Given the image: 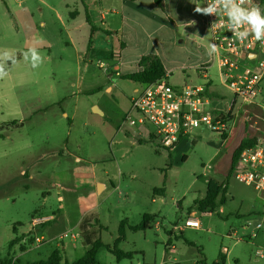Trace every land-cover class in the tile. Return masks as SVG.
<instances>
[{
    "label": "rangeland",
    "instance_id": "rangeland-1",
    "mask_svg": "<svg viewBox=\"0 0 264 264\" xmlns=\"http://www.w3.org/2000/svg\"><path fill=\"white\" fill-rule=\"evenodd\" d=\"M88 1L86 9L96 21L107 15L112 36L105 39L107 32L102 31L101 37L95 38L98 47L92 54L87 53V16L75 2L66 8L62 0H0V50H15L20 61L0 80V260L8 261L28 249V255L14 259L25 263L47 258L60 240L68 247L58 249L63 262L83 257L87 246L80 226L68 231V238L62 237L66 232L57 241L45 236L40 244L34 229H28L31 216L40 208L50 214L51 209L66 205L74 221L83 208L82 200H87L89 207L96 206L86 214L92 220L88 228L97 229L98 218L103 226L100 238L111 246L122 220L134 226L146 214L155 218L147 230L127 229L120 248L136 252L132 259L119 262L101 248L97 253L100 264H264V200L229 176L233 152L242 140L264 135L263 106L242 107V117L230 118L223 136L197 129L174 150L158 148L146 132L139 135L137 127L125 122L127 115H135L130 103L134 89L142 87L124 77L138 69L134 54L146 49L148 55L158 48L164 67L174 70L168 79L171 84L184 83L187 73L197 82L192 69L209 61L206 46L210 39L200 23L202 14L195 19L198 26L185 27L184 23L190 22L191 3L171 0L175 25L168 24L154 34L151 22L144 26L127 22L120 0L109 4ZM77 9L80 15L72 20L70 12ZM142 27L146 32L140 38L143 49L135 48L140 39L131 38V47L121 58L109 55L113 47L121 53L116 49L117 37L131 30L142 33ZM178 31H189V38L180 42ZM30 47H36L44 57L38 69L23 61L22 53ZM116 64L119 71L114 70ZM209 79L220 84L216 66L210 69ZM262 90L264 103V81ZM222 91L225 98L220 103L225 108L232 94L224 87ZM95 105L104 114L93 111ZM94 180L106 181L107 191L102 193L101 182L93 187ZM210 182L227 184L229 195L214 212H201L198 202ZM46 194L47 202L42 205ZM77 195L81 196L80 207ZM191 211L201 219L200 227L186 225L187 220L195 219L189 218ZM259 223L261 228H257ZM14 227L26 239L19 251L10 247L16 235Z\"/></svg>",
    "mask_w": 264,
    "mask_h": 264
},
{
    "label": "built area",
    "instance_id": "built-area-1",
    "mask_svg": "<svg viewBox=\"0 0 264 264\" xmlns=\"http://www.w3.org/2000/svg\"><path fill=\"white\" fill-rule=\"evenodd\" d=\"M198 2L203 7L207 6V0ZM253 4L264 9V0H246L245 6ZM225 22L223 14L218 17L202 15L200 23L209 34L210 41L218 45V52L209 57L207 63L197 66L195 72L209 80L210 69L217 67L221 84L232 94L227 107L212 108L211 103L216 100L205 85L171 84L168 79L172 72L155 82L141 83L142 87L134 90L130 103L135 115H127L125 122L137 127L139 135L146 132L150 140L157 142L158 148L172 150L183 140L189 139L197 129L206 128L223 136L228 128V119L236 107L260 105L264 81V45L254 37L243 42L232 38L233 33L224 26ZM213 23L216 24L211 28ZM193 25L198 26L199 21L195 20ZM232 176L254 189L264 200V135L241 152ZM189 221L197 227L201 225L200 218L187 220V226ZM41 222L39 219L33 220L34 226ZM261 226L259 223L257 228ZM62 237L68 238L69 232ZM43 239L36 237L38 244Z\"/></svg>",
    "mask_w": 264,
    "mask_h": 264
},
{
    "label": "crops",
    "instance_id": "crops-1",
    "mask_svg": "<svg viewBox=\"0 0 264 264\" xmlns=\"http://www.w3.org/2000/svg\"><path fill=\"white\" fill-rule=\"evenodd\" d=\"M71 1L75 2V4H77L79 7L83 8L85 13H86V24H88V26L90 27V34H91V26H94L95 28V32L93 34V37H92V42H91V46L89 47V42H88V45H87V53L89 54H92L94 52V50L96 49V47H98L96 44H95V38L98 36L101 37V33L102 31L104 32H107L105 34L106 38H111V32H110V27H111V24H109L108 22V19H107V15L106 14H103L100 16V18L98 19V21H96L89 13L88 9H86V6H88V0H62L63 4L65 5L66 8L70 7L71 6ZM99 2H103V4H109L111 3V0H98ZM189 3H191L192 7H191V12L188 14L187 18H189V21L190 22H185L184 23V26L185 27H192L194 26L193 24L194 23H191V22H194L195 19L197 18V16L199 15L198 13L195 12V9L193 8H196V5L199 4L197 2V0H187ZM194 1V2H193ZM193 3V4H192ZM120 5H122L121 7V12L122 13H127V15L125 14L124 15V19L126 17L127 19V22H131L132 24H135L137 22H140L139 24H144L145 22H151L154 26H155V31H154V34H159L161 30H164V27L166 28V25H171V23H173V25H175V15L172 11V2L171 0H120ZM112 12H119L118 9H113L111 10ZM80 9H77L75 10L74 12H70V18L73 20L75 19L77 16L80 15ZM170 20H173V21H170ZM144 26V25H143ZM143 29V32L141 33V30H140V33L139 31L137 30H131V31H127V34L128 35H125L123 34L121 36V38L119 37H115L116 38V49H120V52L121 53H118L114 50V47L110 49L109 51V55H112L114 58H121V54L124 53L125 51H127L131 46H129V43H128V40L131 39V38H136V39H140L142 35L146 34L145 32V27H142ZM68 31L70 32V30L68 29ZM120 32V27L117 29V31H115V35L117 36V34ZM173 31H175V27L173 28ZM131 32V33H130ZM179 37L182 38L180 40V42H184V39L183 37L185 38H189V31H181L179 32ZM148 34V33H147ZM152 34V33H150ZM94 40V42H93ZM107 42H103L102 44L107 45L106 44ZM134 45V44H133ZM145 44H143L142 40H137L136 44H135V48L136 49H140V48H144ZM148 46V45H147ZM145 51L142 52L140 51L138 54H134V58H133V61L137 64L138 66V69L136 70L139 71L141 68L139 67V61L140 59L143 57V56H146L147 52H146V49H144ZM130 51V50H129ZM150 53L148 55H154V56H159L158 54H160V51L159 49L155 48V50L153 51H149ZM86 53V54H87ZM146 53V54H145ZM120 60V59H119ZM164 64V63H163ZM197 66H195L192 70H194L193 72L196 74L195 72V68ZM114 70L115 71H119L120 70V67L118 64H116L114 66ZM166 70V73H170L172 72L173 75H174V70L173 69H169ZM172 75V76H173ZM170 76V77H172ZM197 78L196 79V83L193 82V78H192V75L191 74H185V79H184V83H187V84H193V85H205L207 86L210 94H211V97L213 99H215L216 101H213L211 103V107L214 108V109H217V108H224V105H221V100L225 98V94L223 93L222 91V87H224L221 82L220 84H217L215 83L214 81H212L211 79L209 80H206L205 78H203L201 75H198L196 74ZM169 77V78H170ZM225 88V87H224ZM109 89V88H108ZM137 88H135L134 90H136ZM263 91V90H262ZM260 104L263 106L264 108V103L262 102V99L260 97ZM97 106V105H95ZM251 105H249L250 107ZM98 107V106H97ZM245 107V106H243ZM99 108V107H98ZM242 107L239 108L238 110L235 109V111L232 113V115H230L229 119L231 118L232 119H235V120H238L240 119L242 116ZM102 114H104V111L102 110ZM64 116H67V113L64 112L63 114ZM229 122V121H228ZM233 123V122H232ZM235 125V123H234ZM239 131V127H238V130ZM128 133H130L128 131ZM254 137H250L247 139H252ZM204 140H206V138H203ZM226 140V139H225ZM176 149V148H174ZM172 149V150H174ZM79 160V159H77ZM110 185H113L114 186V183L111 179H108ZM100 182L102 183V186L104 188V191L102 193H104L105 191H107L108 189V183L106 181H101V180H94L93 181V187L95 186L97 188V185L100 184ZM64 190H68V191H71V189L69 190V188H65V187H62ZM94 189V188H93ZM95 190V193L96 194H100L98 193V191L96 189ZM229 190V189H228ZM101 193V194H102ZM159 194L161 192H158ZM229 195V191L227 193ZM226 194V195H227ZM206 195V194H205ZM80 198L81 196H76V200L79 202V207H80ZM47 199H48V194H46L43 198V201L41 202L42 205H45L46 202H47ZM58 199H60L59 201L61 203H64V198L62 196H59ZM83 204V208L81 207V210L79 212V215L78 217L76 218V220L72 221V218L70 217V214H69V210L68 208H66V205H61V207L57 210H53L51 209V213L50 214H47L46 213V210L43 209V208H40L39 211L36 213L37 215H32L31 216V225H30V228L28 229V231L34 229L35 231V235L36 237H43L45 238V236L48 238L50 237L51 239H56L55 241H57L58 237L64 233V232H68L70 230H75L77 228H79V225H80V222L83 218L84 215L86 214H89L91 213L92 211H94L96 209V206L94 205L93 207H89L88 206V201L85 200V202H83L82 200V203ZM223 206V205H221ZM203 212V211H201ZM204 212H209V211H204ZM196 214L195 211H191L190 212V216L189 218H193L194 215ZM195 218V217H194ZM35 219H39L41 220L42 222L35 225L34 226V223H33V220ZM127 220V219H126ZM50 221H53L52 223H49L48 225H44L42 228H41V225L42 224H45V223H48ZM155 223V218L154 220L152 221L151 223V226L152 224ZM129 224V223H128ZM130 225V224H129ZM158 225V223H156V226ZM175 228H177V226H175ZM128 230H130L128 228ZM27 231V232H28ZM14 232H15V237L13 239H18V243H16L13 247L16 248L17 251H19L18 249L23 247L22 245H24L26 243V239L25 238H22L21 236L24 235V233L20 234L19 233V230L16 229V227H14ZM25 232V233H27ZM58 232V233H57ZM127 233V232H126ZM236 233V231H234V234ZM77 235H79V233H77ZM11 239V241L13 240ZM126 240V239H125ZM124 240V241H125ZM10 241V242H11ZM62 242H58L57 241V244L55 247H58L56 248L55 250L58 251V249H68V247L65 245L64 241L63 240H60ZM169 248V246H168ZM54 250V251H55ZM65 250V251H66ZM136 253V252H134ZM29 254V249L28 250H25V251H20L19 254H17L16 256L13 257L14 258H19L21 256H26Z\"/></svg>",
    "mask_w": 264,
    "mask_h": 264
},
{
    "label": "trees",
    "instance_id": "trees-1",
    "mask_svg": "<svg viewBox=\"0 0 264 264\" xmlns=\"http://www.w3.org/2000/svg\"><path fill=\"white\" fill-rule=\"evenodd\" d=\"M94 32H95V28L94 26H91L89 47L91 46ZM138 65L141 68L139 71L133 73H126L124 77L139 83H152L166 76V70L164 64L157 56L154 55L143 56L140 59ZM256 141H257L256 137L252 139H243L242 142L239 144V146L234 150L231 161V167L229 170V176L232 175V171L238 162V158L241 152L244 149L253 146ZM160 191L163 192L164 189H161ZM156 192L157 190H155V193ZM227 193H228L227 184L218 185L213 182H210L207 187L205 197L198 202V210L214 212L216 209H218L221 205L225 203ZM95 220H96L97 229H93V228L89 229L88 225L92 221L91 218L88 217V215H85L82 218L79 226L81 227L80 228L81 237L83 238L87 246V251L83 257L77 259L74 262H69V261L63 262L60 253L57 250H55L47 258L38 259L36 261L23 263L20 260L16 259L13 263V258H11L8 261L7 259L0 260V264H100L97 259V253L98 250L101 248H106L110 253H112L116 257V259L119 262L124 259H132L134 252H125L120 248V244L126 239L127 229L129 228L134 232L147 230L151 228V223L154 220V217L150 214H146L144 215L142 221L134 226L129 225L126 219L122 220L118 229V237L115 239L113 246L102 242L100 238V233L103 226L99 224L98 218H95ZM18 241L19 240L17 238L13 239L10 242V247H13L16 243H18ZM221 258L223 261L224 260L223 256Z\"/></svg>",
    "mask_w": 264,
    "mask_h": 264
},
{
    "label": "clouds",
    "instance_id": "clouds-1",
    "mask_svg": "<svg viewBox=\"0 0 264 264\" xmlns=\"http://www.w3.org/2000/svg\"><path fill=\"white\" fill-rule=\"evenodd\" d=\"M245 4L246 0H207V6L201 7L200 5H196L195 12L202 15H215L217 17L223 14L226 17L224 26L228 31L233 33L232 38L243 42L249 37H254L256 41L264 45V9L258 4H253L252 6H245ZM216 23H213L211 28ZM217 52L218 45L209 41L206 46V54L212 57ZM22 58L33 69H38L44 62V57L36 47H30L27 51H24ZM19 62L15 50H0V80L8 77L11 68ZM188 225L190 227L198 226L192 221H189Z\"/></svg>",
    "mask_w": 264,
    "mask_h": 264
},
{
    "label": "water",
    "instance_id": "water-1",
    "mask_svg": "<svg viewBox=\"0 0 264 264\" xmlns=\"http://www.w3.org/2000/svg\"><path fill=\"white\" fill-rule=\"evenodd\" d=\"M92 110L95 111V112H98V113L102 114V110L100 108H98L97 106H93V109Z\"/></svg>",
    "mask_w": 264,
    "mask_h": 264
}]
</instances>
